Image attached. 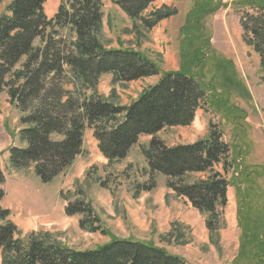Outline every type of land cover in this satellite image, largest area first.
I'll return each instance as SVG.
<instances>
[{"label": "trees", "instance_id": "16d2710c", "mask_svg": "<svg viewBox=\"0 0 264 264\" xmlns=\"http://www.w3.org/2000/svg\"><path fill=\"white\" fill-rule=\"evenodd\" d=\"M4 1L7 5L0 15V94L7 91L11 104L22 112L20 122L24 125L20 130L24 145L11 148L13 167H34L41 181L48 183L83 152L87 129L94 131L98 148L109 164L125 160L140 138L149 135V144L140 149L151 177L165 175L167 188L207 214L206 228L220 248L231 185L226 174L238 171L230 159L231 145L214 123H210L205 138L191 143L168 145L158 133L192 124L202 108H212L229 117L232 124L238 123L232 111L239 107L228 104L229 89L224 94L215 92L194 70L206 64L211 49L205 19L225 5L223 0L195 1L181 27L182 68L162 74L159 64L141 52L103 44V0H61L52 17L45 9L47 0L0 3ZM110 1L147 32L178 13L171 6L150 10L158 0ZM233 4L243 11L246 43L253 46L264 65V0H235ZM105 74L111 75L114 84L160 77L131 103L121 105L99 92ZM243 171L233 175L237 195L244 198L238 210L240 249L245 251L246 260L264 264V204L261 208L253 206V194L247 186L252 173ZM193 175L202 176L190 181ZM155 186L153 180L145 190ZM251 189L259 192L253 186ZM81 194L66 199V215H79V226L87 232H106L99 212ZM3 198L4 191L0 190L1 264H188L183 257L146 240L112 238L95 248L76 250L49 232L23 234L10 218V210L2 205ZM168 235L184 243L182 234Z\"/></svg>", "mask_w": 264, "mask_h": 264}, {"label": "rangeland", "instance_id": "374dc122", "mask_svg": "<svg viewBox=\"0 0 264 264\" xmlns=\"http://www.w3.org/2000/svg\"><path fill=\"white\" fill-rule=\"evenodd\" d=\"M60 1H46L49 17L55 14ZM195 1L158 0L150 10L171 6L176 7L178 13L147 32L120 7L110 0H103L101 41L108 48H130L141 52L159 64L161 74L179 70L182 68L181 27ZM234 1L223 0L225 5L205 19L211 49L206 64L194 70L215 92L224 94V90L229 89L231 101L228 104L239 107L232 111L239 118L238 123L232 124L229 117L212 108H202L197 111L192 124L169 127L158 133L168 145L191 143L205 138L210 123H214L223 132V139L231 145L230 159L238 171L226 174L231 190H228L226 227L220 230L221 247H217L206 228L207 214L200 213L167 188L165 175L151 177L140 149L149 144V135L140 138L125 160L109 164L98 148L94 131L87 129L83 152L48 183L41 181L34 167L15 169L11 148L24 145L20 139L24 125L20 122L22 112L11 104L4 91L0 94V171L3 175L0 190L4 191L2 205L10 210V218L23 234L33 230L49 232L76 250L95 248L112 238H133L163 247L171 254L183 257L188 264H255L251 259L246 260L245 251L240 249L238 210L244 198L237 195L238 183L233 175L238 176L243 170L252 173L248 191L253 194V206L261 208L264 204V65L260 55L244 39L243 11L236 8ZM6 5L7 1L0 3V15ZM159 77L114 84L111 75L105 74L98 90L108 99L127 105ZM218 168L223 170L222 165ZM201 176L193 175L189 180ZM153 180L156 186L150 191L145 190ZM252 186L259 192H254ZM79 192L99 212L106 232H87L79 226V215H66V199H75ZM173 232L177 236L182 234L184 243L176 237L170 238L168 234Z\"/></svg>", "mask_w": 264, "mask_h": 264}, {"label": "crops", "instance_id": "0c3cea01", "mask_svg": "<svg viewBox=\"0 0 264 264\" xmlns=\"http://www.w3.org/2000/svg\"><path fill=\"white\" fill-rule=\"evenodd\" d=\"M231 189H230V187H229V191H230Z\"/></svg>", "mask_w": 264, "mask_h": 264}]
</instances>
